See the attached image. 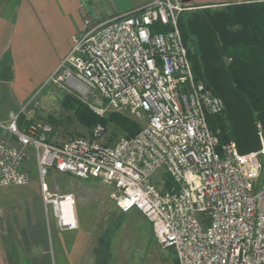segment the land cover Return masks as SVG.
Segmentation results:
<instances>
[{
    "label": "built area",
    "instance_id": "2783aa9c",
    "mask_svg": "<svg viewBox=\"0 0 264 264\" xmlns=\"http://www.w3.org/2000/svg\"><path fill=\"white\" fill-rule=\"evenodd\" d=\"M187 9L153 0L103 22L85 20L46 82H65L99 117L130 112L144 125L110 144L99 124L58 142L52 125L29 110L35 93L0 121V188L28 184L33 156L45 213L51 208L61 231L78 228L75 197L51 190L49 168L112 187L117 209L139 211L176 264H264V145L239 155L210 126L225 109L193 71L191 39L185 43L179 26Z\"/></svg>",
    "mask_w": 264,
    "mask_h": 264
},
{
    "label": "rangeland",
    "instance_id": "374dc122",
    "mask_svg": "<svg viewBox=\"0 0 264 264\" xmlns=\"http://www.w3.org/2000/svg\"><path fill=\"white\" fill-rule=\"evenodd\" d=\"M138 1L140 0H97L96 6L99 12L110 13L117 6ZM223 8L225 7L200 6L185 12H199L204 16L208 10ZM89 18L92 19L91 16ZM188 44L191 46L190 40ZM33 100L35 101L29 108L31 114L52 125L54 140L63 142L73 137H86L91 133L92 128L82 125L73 112V106L78 102L90 109V101L65 82L44 83ZM112 113L129 117L140 128L144 125V120L137 119L130 112L107 111L101 117ZM123 136L109 124L104 127L101 140L103 143H112ZM27 167L31 174L28 184L0 188V215H6V219L4 215L2 218L6 227L0 228V232L3 231V234L15 240L25 224L26 229H42L39 235L43 242L38 248L42 250V264L45 257L48 264H176L174 251L158 247L150 225L139 211L133 209L122 213L117 209L112 197V187L97 181H82L49 168L44 179L46 184L51 190L74 195L80 222V228L75 231L57 229L51 208L45 213L33 156L27 162ZM5 235L0 233V238H6Z\"/></svg>",
    "mask_w": 264,
    "mask_h": 264
},
{
    "label": "crops",
    "instance_id": "0c3cea01",
    "mask_svg": "<svg viewBox=\"0 0 264 264\" xmlns=\"http://www.w3.org/2000/svg\"><path fill=\"white\" fill-rule=\"evenodd\" d=\"M152 1L128 2L107 13L97 10V0H0V76L4 66L11 70L9 80L0 77V121L4 122L9 111L19 109L46 83L69 52L71 36L83 29L85 20L103 22ZM261 1L264 0H191L190 3L194 7H226ZM3 215H0L1 229L6 227ZM76 217L78 230L77 211ZM26 228L25 224L19 235L14 234L15 240L0 232L6 237L0 238V264H42V250H38L43 242L39 235L42 229ZM44 264H48L47 257Z\"/></svg>",
    "mask_w": 264,
    "mask_h": 264
},
{
    "label": "trees",
    "instance_id": "16d2710c",
    "mask_svg": "<svg viewBox=\"0 0 264 264\" xmlns=\"http://www.w3.org/2000/svg\"><path fill=\"white\" fill-rule=\"evenodd\" d=\"M188 16L185 11L181 13L179 26L185 43L188 39L192 41V51H189L188 56L193 71L198 78L204 79L195 40L186 29ZM204 17L218 37L219 48L234 84L246 95L255 112L264 142V1L230 4L221 10H208ZM73 112L77 120L87 128L97 124L104 127L112 124L125 137L134 136L140 130L134 120L120 113L99 117L79 102L73 106ZM209 122L212 128L218 126L221 129L222 142L232 139L226 117H211Z\"/></svg>",
    "mask_w": 264,
    "mask_h": 264
},
{
    "label": "water",
    "instance_id": "95a60500",
    "mask_svg": "<svg viewBox=\"0 0 264 264\" xmlns=\"http://www.w3.org/2000/svg\"><path fill=\"white\" fill-rule=\"evenodd\" d=\"M188 5L191 0H180ZM198 8V7H189ZM186 29L195 40L198 59L207 86L221 99L225 117L237 154L248 155L259 152L264 145L255 112L246 95L234 84L226 68L218 37L207 19L199 12L186 18ZM1 79L9 80L11 70L4 66Z\"/></svg>",
    "mask_w": 264,
    "mask_h": 264
},
{
    "label": "bare ground",
    "instance_id": "6f19581e",
    "mask_svg": "<svg viewBox=\"0 0 264 264\" xmlns=\"http://www.w3.org/2000/svg\"><path fill=\"white\" fill-rule=\"evenodd\" d=\"M68 208H69L68 203H63V209H64V211L66 213V217L67 218H69L68 210H70Z\"/></svg>",
    "mask_w": 264,
    "mask_h": 264
},
{
    "label": "flooded vegetation",
    "instance_id": "af4514ba",
    "mask_svg": "<svg viewBox=\"0 0 264 264\" xmlns=\"http://www.w3.org/2000/svg\"><path fill=\"white\" fill-rule=\"evenodd\" d=\"M192 12H189V14H191Z\"/></svg>",
    "mask_w": 264,
    "mask_h": 264
}]
</instances>
